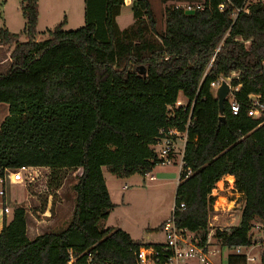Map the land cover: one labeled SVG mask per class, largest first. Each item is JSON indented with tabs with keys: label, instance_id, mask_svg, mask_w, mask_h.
<instances>
[{
	"label": "trees",
	"instance_id": "16d2710c",
	"mask_svg": "<svg viewBox=\"0 0 264 264\" xmlns=\"http://www.w3.org/2000/svg\"><path fill=\"white\" fill-rule=\"evenodd\" d=\"M125 3L85 0L83 26L66 31L61 23L37 41V0H21L25 40L0 29V43H14L10 67L0 73V103L8 110L0 123V176L5 168L48 167L49 184L58 188L59 171L81 169L62 230L29 239L25 207L13 208L8 223L4 216L0 264H66L81 253L79 262L90 255L99 264H134L139 247L159 246L99 222L113 208L103 171L119 178L151 172L159 160L150 145L161 128L187 132L176 227L205 240L211 191L227 174L243 205L239 224L217 229L216 238L227 248L250 245V221H264V110L247 115L253 96L264 104V2L203 0L191 14L166 7L160 33L149 0H132L133 23L120 30L116 17ZM219 78L241 105L234 115L226 98L225 121L210 86ZM179 93L188 100L185 110L175 107ZM244 262L227 256V264Z\"/></svg>",
	"mask_w": 264,
	"mask_h": 264
},
{
	"label": "rangeland",
	"instance_id": "374dc122",
	"mask_svg": "<svg viewBox=\"0 0 264 264\" xmlns=\"http://www.w3.org/2000/svg\"><path fill=\"white\" fill-rule=\"evenodd\" d=\"M149 1L156 17L158 33L162 32L165 27L164 12L166 7L179 6L186 8V5L194 6L203 3V0H185L183 2L177 0ZM258 1L264 2V0H247V4ZM131 4L132 0H126V3L121 7L122 13L116 19L120 30L133 23ZM85 9V0H37L36 40H45L48 37V31L53 30L61 23L62 29L66 31L83 26ZM24 24L25 19L21 13V0H0V29H7L16 34L17 40L22 42L25 40L22 33ZM13 47L14 43L11 46L0 43V73H5L9 69V53ZM212 91L214 92L213 89ZM227 98L232 99L231 93ZM178 100L180 103L186 101L182 93H179ZM7 114V105L0 103V123ZM178 160L179 156H176L170 165H157L148 174H134L126 178L112 176L104 170L107 175V189L113 208L109 210L107 218L99 222V226L101 228L122 229L138 242L147 244L163 243L165 237L161 225L172 216L178 184ZM37 173L46 176H38L37 179L28 176L24 188L20 185H8L6 188L7 199L20 202L19 205L30 211L27 213V222L32 231L29 232L30 234L28 233L29 237L48 231H60L66 226L67 220L71 217V206L74 201V192L71 187L78 172L75 169L59 171L58 188L49 184L51 180V170L49 168L48 170H38ZM149 175H153L154 179L150 180ZM228 184V180H226L223 185L219 183L215 188L214 201L217 209L208 218V224L213 223L214 228H228L229 226H236L240 222L243 205L241 194L237 190H230L231 184ZM59 189H61L60 195L56 192ZM27 194L29 197L24 202V196ZM220 198H224V203L218 204ZM49 202L52 203L51 208L49 207L50 214L45 216L42 213ZM59 203L62 204V207L59 206ZM14 204L16 203L10 204L9 207L12 208ZM56 205H58V208H56ZM214 213L216 218H212ZM60 214L65 224H62V221L59 222L57 217ZM11 216V214L6 215L7 223L11 220ZM53 219L55 220L51 221ZM256 222L261 223L258 220ZM219 248H221V254L211 257L212 264H227V256L232 254L234 250L227 247ZM247 251L249 250L242 249L243 253ZM256 253L257 248H254L251 254L255 255Z\"/></svg>",
	"mask_w": 264,
	"mask_h": 264
},
{
	"label": "built area",
	"instance_id": "2783aa9c",
	"mask_svg": "<svg viewBox=\"0 0 264 264\" xmlns=\"http://www.w3.org/2000/svg\"><path fill=\"white\" fill-rule=\"evenodd\" d=\"M202 7L203 5L199 4H196L194 6L186 5V9H201ZM222 7L223 6L220 5V8ZM236 76L237 73L231 74V77ZM223 80L229 83L227 79L219 78L218 80L210 83L211 89H213L215 92V90L219 87ZM231 98L232 99L230 100V105L232 108V113L236 115L240 111L241 105L239 101L234 98V96L231 95ZM180 106H182L185 110L187 104ZM168 108L170 110L172 109L171 106H169ZM263 110L264 104L259 100L258 96H253L249 100L247 105V115L249 117H260ZM189 121L190 113L188 115L186 127ZM186 140V130L179 131L176 127L161 128L158 131V135L156 136L155 141L150 145V149L158 158L159 165H170L173 161V158L179 156L178 163L180 173L181 169L184 166L183 153ZM38 170H42V167L20 166L17 168L3 169L1 172L2 175L0 176V199L6 196V185L8 183L26 186L28 176H32L34 179H37L38 176H46L42 175V173L38 174ZM190 172V170L187 172L185 178L188 177ZM149 179L153 180V175H149ZM226 180H228V183L231 184L230 190H236L234 179L232 177L230 178L228 176H223L219 181L215 183V186L211 191V195L213 197L216 196V185H218L219 183H222L223 185ZM179 182L180 176L178 174V183ZM180 207H184V204L181 203ZM216 209L217 207L214 201L212 205V211L209 213V216L212 212H216ZM12 211L13 208L10 209L9 206L5 205V202L2 203V212L5 217L10 212L12 213ZM212 218H216L215 213L212 215ZM256 220L261 221L255 218L251 220L249 224L248 237L251 239V244L247 246L238 245L230 247V249L234 250L232 254L245 257L244 264H264V221H261V223H255ZM217 229L222 231L225 228H214L213 223H209L208 232L206 233L205 240L203 241L201 234L198 231L176 227L171 216V218L163 224L165 237L164 242L159 243V246L150 245L139 247V249L135 252L136 262L134 264H212L211 257L221 254V248L219 247H225L215 236V231ZM243 248L248 249L249 251L243 253ZM254 248H257V253L255 255H252L251 252L254 250ZM82 255L84 256V253H81L77 256H73L72 254H70L66 264H99L93 262L90 255L86 256L84 262H79V260L83 257Z\"/></svg>",
	"mask_w": 264,
	"mask_h": 264
},
{
	"label": "crops",
	"instance_id": "0c3cea01",
	"mask_svg": "<svg viewBox=\"0 0 264 264\" xmlns=\"http://www.w3.org/2000/svg\"><path fill=\"white\" fill-rule=\"evenodd\" d=\"M177 1H180V2H183V1H185V0H177ZM121 13H122V11L120 12V14L117 16V17H119L120 15H121ZM117 17H116V19H117ZM38 41V40H37ZM235 90H238V87L237 88H235ZM215 93V92H214ZM185 98V97H184ZM186 99V101H184L183 103H180L179 102V100L177 99V102L175 103V107H178V106H180V105H185V104H187L188 103V100H187V98H185ZM186 102V103H185ZM42 169L44 170H48V168L47 167H42ZM78 173L76 174V176H75V179H76V177H77V175H79L80 174V171H81V169H75ZM48 174V173H47ZM103 176H104V179H105V182H106V186H107V175L105 174V172L103 171ZM225 177L226 176H228V177H232L233 179H234V176L233 175H224ZM154 177V176H153ZM75 182H76V180H75ZM74 182V183H75ZM8 185H20V184H12V183H8L7 185H6V188H7V186ZM20 186H22L23 188L25 187V185H20ZM108 188V187H107ZM56 192H57V194L58 195H60V193H61V189H59V190H56ZM28 197H29V195L27 194L26 196H24V202L25 201H27V199H28ZM5 202V205H7V206H9L10 204H13V203H16V204H14L13 206H12V208H14V207H16V206H22V205H19L20 204V202H17V201H10L9 199H7L6 198V196L4 197V198H2V199H0V230H1V228H2V224H3V218H4V214H3V212H2V203H4ZM51 204L52 203H47V205H46V207H45V209H44V212L42 213L43 215H48V214H50V212H49V210H50V206H51ZM25 205H26V203H25ZM27 206V205H26ZM59 206L60 207H62V204L61 203H59ZM50 207V208H49ZM10 208V207H9ZM12 208H10V209H12ZM56 208H58V205H56ZM72 209H73V205L71 206V212H70V215L72 214ZM25 210H26V234H27V237L29 238V239H33L35 236H37V235H32V236H30L29 237V232H32L31 231V227L29 226V223L27 222V213L28 212H30V211H28V209H26V207H25ZM9 214H11L12 215V213L10 212ZM62 215L60 214L57 218H59V222H61L62 221V224H65V223H63L64 222V219H62V217H61ZM12 217V216H11ZM55 219H53V220H51V221H54ZM69 220V219H68ZM68 220H67V222H68ZM66 222V223H67ZM29 233V234H28ZM39 235V234H38Z\"/></svg>",
	"mask_w": 264,
	"mask_h": 264
},
{
	"label": "water",
	"instance_id": "95a60500",
	"mask_svg": "<svg viewBox=\"0 0 264 264\" xmlns=\"http://www.w3.org/2000/svg\"><path fill=\"white\" fill-rule=\"evenodd\" d=\"M194 12V9H186V14H191ZM139 74H145V69L143 66L138 67ZM230 93V85L225 80L221 82L219 87L215 90V97L218 102V108H219V119L220 121H225L224 116V101L226 100L227 96Z\"/></svg>",
	"mask_w": 264,
	"mask_h": 264
},
{
	"label": "bare ground",
	"instance_id": "6f19581e",
	"mask_svg": "<svg viewBox=\"0 0 264 264\" xmlns=\"http://www.w3.org/2000/svg\"><path fill=\"white\" fill-rule=\"evenodd\" d=\"M222 203H224V198L218 199V204H222Z\"/></svg>",
	"mask_w": 264,
	"mask_h": 264
}]
</instances>
